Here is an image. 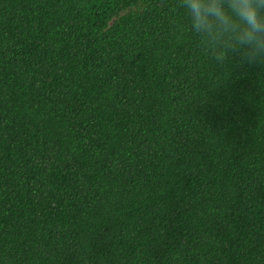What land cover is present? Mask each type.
I'll use <instances>...</instances> for the list:
<instances>
[{"label":"trees","instance_id":"trees-1","mask_svg":"<svg viewBox=\"0 0 264 264\" xmlns=\"http://www.w3.org/2000/svg\"><path fill=\"white\" fill-rule=\"evenodd\" d=\"M229 71L179 0H0V264H264V64Z\"/></svg>","mask_w":264,"mask_h":264},{"label":"clouds","instance_id":"clouds-1","mask_svg":"<svg viewBox=\"0 0 264 264\" xmlns=\"http://www.w3.org/2000/svg\"><path fill=\"white\" fill-rule=\"evenodd\" d=\"M179 7L221 78L233 65L264 64V0H179Z\"/></svg>","mask_w":264,"mask_h":264}]
</instances>
